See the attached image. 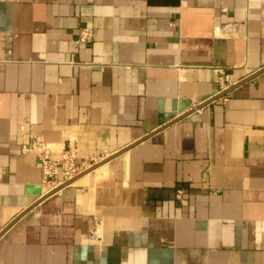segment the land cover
Returning a JSON list of instances; mask_svg holds the SVG:
<instances>
[{"label": "crops", "instance_id": "obj_1", "mask_svg": "<svg viewBox=\"0 0 264 264\" xmlns=\"http://www.w3.org/2000/svg\"><path fill=\"white\" fill-rule=\"evenodd\" d=\"M0 264H264V0H0Z\"/></svg>", "mask_w": 264, "mask_h": 264}, {"label": "built area", "instance_id": "obj_2", "mask_svg": "<svg viewBox=\"0 0 264 264\" xmlns=\"http://www.w3.org/2000/svg\"><path fill=\"white\" fill-rule=\"evenodd\" d=\"M91 36V29L84 27L80 29L76 42H87L90 40ZM216 71L219 74V81L222 87L226 88L229 84L228 75L220 68L216 69ZM179 78L181 79V77ZM21 151L34 153L37 157L40 166L41 180L46 188V194L53 191L58 186L63 185L86 169L76 162L77 148L73 141L69 142L67 147L61 150L56 156L53 155L51 145L40 138H34L28 145H23ZM108 156L109 154L106 150L99 155H94L90 160L89 166L100 163ZM181 193V190H177L178 195Z\"/></svg>", "mask_w": 264, "mask_h": 264}, {"label": "water", "instance_id": "obj_3", "mask_svg": "<svg viewBox=\"0 0 264 264\" xmlns=\"http://www.w3.org/2000/svg\"><path fill=\"white\" fill-rule=\"evenodd\" d=\"M229 89H230V88H229ZM229 89H228V88L225 89V90H224L223 92H221L218 96H221V95L225 94L227 91H229ZM126 149H128V148H126ZM126 149H124V150H126ZM124 150H123V151H124ZM116 154H117V153H116ZM116 154L111 155V157L105 159V160L102 161L101 163H98V164H95V165L89 167L88 169L84 170L83 172H81L80 174H78L77 176H75L74 178H72L71 180H69V181H67L66 183H64L63 185H60V186H58L57 188H55L53 191H50L49 193H47V195H49V194H51V193H54V192L58 191V190L61 189L62 187L66 186V185H68L69 183H71L72 181H74L77 177H79V176H81V175H83V174H85V173H87V172L93 170L94 168H96L97 166H99L100 164H102L103 162H105V161H107L108 159L114 157ZM47 195H46V196H47Z\"/></svg>", "mask_w": 264, "mask_h": 264}]
</instances>
